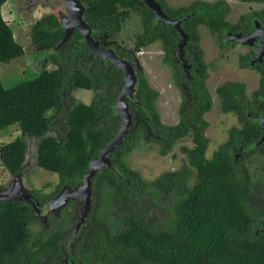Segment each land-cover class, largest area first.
Listing matches in <instances>:
<instances>
[{
  "label": "trees",
  "instance_id": "obj_1",
  "mask_svg": "<svg viewBox=\"0 0 264 264\" xmlns=\"http://www.w3.org/2000/svg\"><path fill=\"white\" fill-rule=\"evenodd\" d=\"M6 1L0 0V63L25 54L3 16ZM83 1L90 26L109 29L119 28L120 4L135 7L139 0ZM64 33L55 13L43 15L31 28L32 42L37 46H54ZM80 39L76 30L57 53H51L56 65L53 69L44 68L35 77L10 87L0 77V130L14 124L21 128L19 135L1 145L0 160L8 171L22 174L26 136L38 138V165L59 175L52 194L38 195L41 200L55 197L66 185L80 184L90 160L120 127L115 103L111 105L114 95L88 104L78 102L70 93L72 88L91 89L97 78L110 77L109 71L97 73L96 64L83 69L72 61L86 49L80 46ZM150 92L152 97L155 92ZM50 110L59 114L49 115ZM151 113L155 111L151 109ZM58 117L66 118L65 132L51 135L52 120ZM128 143L117 146L111 154L121 175L108 167L98 169L93 177V189L99 197L94 212L103 188L109 187V216L117 223V230L113 232L108 221L92 211V223L84 228L83 239L75 248L81 264H264V233L257 231L258 222L240 198L239 175L231 170V163L220 164L217 159L207 169L200 162L201 174L194 186L188 185L187 166L175 176L169 178L167 173L148 184L123 159ZM196 157L198 152H191L192 163ZM21 200L0 201V264H55L63 255L66 230H56L30 244V223L42 219L28 201ZM161 208L159 215L155 210Z\"/></svg>",
  "mask_w": 264,
  "mask_h": 264
},
{
  "label": "flooded vegetation",
  "instance_id": "obj_2",
  "mask_svg": "<svg viewBox=\"0 0 264 264\" xmlns=\"http://www.w3.org/2000/svg\"><path fill=\"white\" fill-rule=\"evenodd\" d=\"M155 1L160 5V12L148 6L144 0H139L135 7L120 4L117 8L121 13L117 16L119 28L113 26L103 29L89 24L94 39L103 48L113 49L136 69L138 84L133 96L127 97L133 121L122 141L127 144L129 140L123 159L128 165L126 155L141 140L155 143L161 157L169 156L172 163L177 162L179 166L163 171L150 181L144 180L136 170L143 182L150 184L167 173L170 178L183 166H187L190 170L189 186H194L199 179L200 162L207 169L212 168L213 161L217 159L220 164L225 161L231 163V170L239 175L240 198L258 222L257 231L264 233V0ZM81 2L86 8L84 1ZM63 7L58 8V14L51 12L59 20L68 13L65 4ZM131 22L134 24L129 26L128 23ZM76 30L81 34L80 46L86 49L84 54L80 53L79 58L72 61H77L83 69L96 64L97 73L110 72V77L97 78L96 85L88 89L94 90L96 95L88 104L114 95L113 105L125 83V73L111 59H105L91 51L83 32L75 28L73 35ZM33 46L37 49L44 47L34 43ZM156 46H159V64L171 72L169 85L178 94L174 117L166 111L168 101L161 102L164 89L151 85L139 60L143 53ZM43 58L52 63L51 54L44 55ZM150 91L155 92L152 97ZM160 108L168 116L164 117ZM151 109L155 111L154 114ZM56 114L59 113H52ZM116 114L120 117L121 126L122 117L117 112ZM65 122L64 117L52 120L55 136L65 132L62 128ZM195 151L199 158L196 157L195 163H192L195 154L191 158V152ZM26 162L27 159L22 174L9 171L13 181L11 179L7 185L0 183V190L14 188L16 183L15 194L24 195L26 191L43 204L47 199L41 200L39 196H48L53 191L40 194L38 190L24 186L22 178ZM112 168L119 173V168L113 163ZM17 175L19 177L16 182ZM98 198L94 191L93 209L89 212L84 228L92 223L90 215L94 212ZM68 203L75 206L74 221L70 229H66L63 255L55 264H81L76 249L78 242L83 239L84 228L77 234L74 230L81 221L78 207L84 200L72 199ZM97 211L98 208L95 215ZM155 212L161 215L163 210L161 208ZM54 213L36 221L48 226L46 221Z\"/></svg>",
  "mask_w": 264,
  "mask_h": 264
},
{
  "label": "rangeland",
  "instance_id": "obj_3",
  "mask_svg": "<svg viewBox=\"0 0 264 264\" xmlns=\"http://www.w3.org/2000/svg\"><path fill=\"white\" fill-rule=\"evenodd\" d=\"M25 0H7L4 5V13L7 16V21L10 23L13 29L16 40L21 43L25 48V54L10 62L0 63V77L7 87L16 85L24 80L35 77L44 68L53 69L56 66L52 64L48 59H44L45 53H42L39 49L33 46L31 37V28L34 22L40 19L43 15L51 12L59 13V9L63 7V0H48L45 2H39L31 10L25 11L22 6ZM64 8V7H63ZM61 16V15H60ZM134 22L128 23L129 26ZM159 53V46L151 48L149 52H145L139 57L140 63L144 67L147 75L149 76L151 85L155 88L164 89V94L161 102L166 104L167 112L173 117V113L178 102L177 92L169 85L171 72L165 67L162 68L159 64L157 54ZM48 56V55H47ZM71 94L78 102L90 103L95 99L96 95L94 90H88L84 88L72 89ZM163 116H168L162 108ZM54 110H50L48 114L52 115ZM172 120V119H170ZM173 121V120H172ZM21 133L19 124L9 126L4 130H0V146L12 140ZM49 134L55 135L54 128L49 131ZM28 144L26 155V167L25 174H23V184L29 189L34 188L39 191L40 194H47L52 192L59 183V175L55 172H51L40 167L36 161L37 157V145L39 139L30 135L26 136ZM126 161L133 169L138 170L144 180L150 181L156 179L163 171H168L172 167L179 165L177 162L172 163L169 156L163 158L158 153V145L155 143L147 142V140H141L135 149L126 155ZM13 181L9 171L2 165L0 160V183L9 184ZM21 184V188L23 187ZM20 186L18 188L20 189ZM11 189V187L7 188ZM6 190V189H5ZM26 192V191H25ZM109 188H103V195H101V202L98 207L96 215L103 220L108 221L109 226L114 231L117 230V223L110 218V205L108 201ZM107 199V200H106ZM105 200V201H104ZM74 207L67 203L60 210L55 212L45 222L48 226L40 224L38 221L30 223V239L29 243L33 242L37 238L45 239L52 232L56 230L70 229L72 222L74 221ZM49 212L47 215H49Z\"/></svg>",
  "mask_w": 264,
  "mask_h": 264
},
{
  "label": "water",
  "instance_id": "obj_4",
  "mask_svg": "<svg viewBox=\"0 0 264 264\" xmlns=\"http://www.w3.org/2000/svg\"><path fill=\"white\" fill-rule=\"evenodd\" d=\"M48 0H25L23 3V10L28 11L34 8L39 2H45ZM145 3L157 9L160 12V5L155 0H144ZM65 7L67 8V16L61 17V25L63 26L65 33L58 40L54 46H44L38 49L42 50L45 54L50 55L51 53H57L63 43L68 41L73 35L75 28H78L83 32L86 41L91 49V51L102 55L105 59H111V61L121 68L125 73V83L118 94V98L114 104V110L122 117L121 126L118 132L107 142L104 148L101 149L100 154L94 157L89 162L88 171L84 174L82 182L77 186H64L60 193L55 197L45 201L43 204L34 197L31 193H26L24 195L15 194L17 184L14 183V188L0 190V201L1 200H11L20 198L22 200L28 201L32 207L34 214L40 218H46L47 213L50 211L57 212L65 204H67L72 199L84 200V203L79 206L80 208V219L81 221L75 227V234L81 231L87 224V219L89 212L93 209V177L98 169H104L112 167L111 154L119 146L129 129L132 125V113L127 101L128 96H133L136 86L138 84V77L136 69L131 62L119 57L113 49L103 48L93 37L91 28L89 26L88 20L86 18V11L81 0H64ZM17 175L15 181L17 182ZM75 264V263H74Z\"/></svg>",
  "mask_w": 264,
  "mask_h": 264
},
{
  "label": "crops",
  "instance_id": "obj_5",
  "mask_svg": "<svg viewBox=\"0 0 264 264\" xmlns=\"http://www.w3.org/2000/svg\"><path fill=\"white\" fill-rule=\"evenodd\" d=\"M9 1V0H8ZM7 2V1H6ZM5 2V3H6ZM5 3L2 5V13H3V16H4V18L7 20L8 18H7V16L5 15V11H4V5H5Z\"/></svg>",
  "mask_w": 264,
  "mask_h": 264
}]
</instances>
